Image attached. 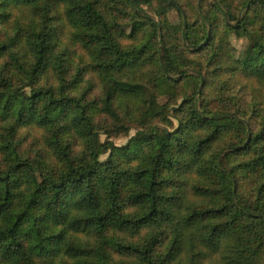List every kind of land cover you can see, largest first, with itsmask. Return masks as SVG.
<instances>
[{
  "label": "trees",
  "instance_id": "16d2710c",
  "mask_svg": "<svg viewBox=\"0 0 264 264\" xmlns=\"http://www.w3.org/2000/svg\"><path fill=\"white\" fill-rule=\"evenodd\" d=\"M0 264H264V0H0Z\"/></svg>",
  "mask_w": 264,
  "mask_h": 264
},
{
  "label": "rangeland",
  "instance_id": "374dc122",
  "mask_svg": "<svg viewBox=\"0 0 264 264\" xmlns=\"http://www.w3.org/2000/svg\"><path fill=\"white\" fill-rule=\"evenodd\" d=\"M172 13V12H171ZM169 14V19L171 21L172 24V29L174 32L178 31L181 27H182V23L180 21L179 18H177V16L175 14ZM182 62L187 65L189 68L187 69V72H191V69H198L199 68V57L196 53L194 52H187V54H185L182 58ZM163 92L162 95H164V98H167L168 95H171L173 93H175V90L165 81L161 83ZM177 122L174 121L173 122V126H176ZM136 134L135 130L130 131L129 133V137H133ZM128 138H123V139H119V140H115L113 141L115 144L117 145H124L128 142L129 140ZM105 137H102L101 139L103 140ZM107 157V154H102L100 159H105Z\"/></svg>",
  "mask_w": 264,
  "mask_h": 264
}]
</instances>
